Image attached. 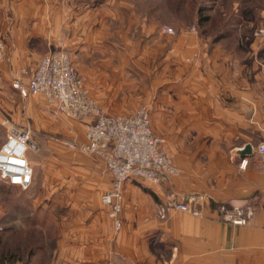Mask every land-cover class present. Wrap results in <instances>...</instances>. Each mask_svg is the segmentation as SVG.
Wrapping results in <instances>:
<instances>
[{
  "label": "crops",
  "instance_id": "obj_1",
  "mask_svg": "<svg viewBox=\"0 0 264 264\" xmlns=\"http://www.w3.org/2000/svg\"><path fill=\"white\" fill-rule=\"evenodd\" d=\"M259 1L212 0V15L219 20L213 35H200L196 25H176L171 40L160 31L150 33L157 25L134 24L133 5L127 0H0V38L5 43L0 64L2 109L23 108L27 116L44 115L47 123L43 102H27L12 82L19 78L25 83L19 70H31L59 42L69 54L82 53L85 62L72 59L74 67L104 106L99 87L106 77L117 85L119 79L133 75L124 68L130 61L146 68L159 56L157 124L172 127L165 134H174L176 127L178 172L168 187L178 196L201 197L200 216L171 210L162 220L156 216L153 194L162 197V190L129 178L122 187V226L115 231L100 199L111 187L104 162L63 142L83 140L85 125L80 120L50 125L48 130L63 141L35 140L37 157L29 158L31 185L61 190L72 205L70 212L58 216L53 258L45 264H264V158L257 151L264 142V39L254 35L264 26ZM106 25H129V30L123 34ZM132 27L140 28L141 36L128 37ZM222 33L226 34L215 36ZM244 159L246 166L240 168ZM219 204L250 206L252 219L246 225L227 222ZM43 246L48 251L49 242ZM6 250L12 251L0 246V257ZM33 258L28 264H43ZM0 264L24 263L1 259Z\"/></svg>",
  "mask_w": 264,
  "mask_h": 264
},
{
  "label": "built area",
  "instance_id": "obj_2",
  "mask_svg": "<svg viewBox=\"0 0 264 264\" xmlns=\"http://www.w3.org/2000/svg\"><path fill=\"white\" fill-rule=\"evenodd\" d=\"M160 32L174 34L172 27L161 25ZM264 39V26L254 31ZM5 57V43L0 39V64ZM26 82L16 78L12 87L21 97L41 95L56 115L83 121V140L64 141L71 149L100 158L111 176V187L104 191L101 203L111 219L114 230L122 226V187L129 178H139L158 189H166L178 170L172 159L161 149L163 139L151 127L146 107L131 115L104 112L92 95L85 78L74 67L72 58L63 49H52L40 56L31 70H19ZM30 131L11 126L0 145V180L21 189L33 181V166L27 155L32 145ZM264 158V142L257 146ZM246 160L239 164L245 168ZM201 197L198 194L168 195L156 206V216L166 219L171 210L200 216ZM223 219L232 224L246 225L253 216L250 206L218 205Z\"/></svg>",
  "mask_w": 264,
  "mask_h": 264
},
{
  "label": "rangeland",
  "instance_id": "obj_3",
  "mask_svg": "<svg viewBox=\"0 0 264 264\" xmlns=\"http://www.w3.org/2000/svg\"><path fill=\"white\" fill-rule=\"evenodd\" d=\"M127 1L133 5L134 24L137 22L141 23L143 21L148 25H157L155 29L156 31L154 30L150 32H155V34L160 31L161 25L170 26L173 28L175 33L168 35L162 33L161 35L168 36L171 40L172 38L176 37V24L184 22L187 23V25H196L197 7L206 9L211 15L213 8L212 0H186L184 6L185 8L182 9H178L177 7V3H179L181 0ZM106 26H109L113 31L116 26V29L123 32V34L125 33V29H128L129 27V25ZM193 27L195 28V26ZM106 30L108 31L107 27ZM133 30L134 28L132 27L128 33V37L141 36L140 28H138V30ZM110 35L111 38L114 37V35ZM106 37L109 38L107 33ZM117 37L121 36L119 35ZM101 48L105 49L108 47ZM52 49H64L66 51V48L62 47L60 42L55 48H50V50ZM69 55L73 59L74 63H84L86 60H84L82 53L77 51H73ZM158 60H161L159 56L156 57L154 61H152L146 68L144 67V63H133L130 61L128 63V67L125 66L124 68L129 70L133 75L119 79L117 85L112 84V81L110 82L109 78L106 77L104 79L105 84L99 87L100 96L106 101V105H101L97 100L96 101L102 110L109 114L131 115L141 107H146L148 110L151 109L153 111L151 119L153 130L163 139L161 149L172 159L173 163L176 165V127L174 129V134H172V132L165 134V130L172 127L158 125L155 114V107H157V103L155 102L158 89V86L156 85V79L157 73L160 72L157 71L155 62ZM141 67L143 68L141 69ZM26 69L28 70V68ZM146 93H148V95ZM26 99L27 102L28 100L32 102L34 100L37 102L41 100L43 102V104L47 107L46 113L49 115L47 123L44 121V115L31 114L27 116V114H25L26 112L23 113V108L19 111H13L9 109H2L0 107V145L4 140L5 134L9 127L16 126L27 130L29 129L32 147H30L28 150L27 155L29 158H36L37 154L33 148L36 139L39 140V137H41L40 139L42 140H47L48 138L61 140V136L59 134H55L51 130H48L50 125L64 126L68 121L74 123L79 122V120L72 121L70 118H67L64 115H56L52 113L48 108L45 99L41 95L29 96L26 97ZM21 101L23 100L21 99ZM134 106L135 109L132 112L123 110L127 107L131 108ZM80 122L85 125L84 128L86 129V124L83 121ZM70 140L73 141V139ZM168 147L172 149V152L169 151ZM142 182L145 185H149L146 181L142 180ZM149 191H151V188H149ZM158 191L160 192L161 190ZM162 192L164 193V196L162 197L153 192L154 196L157 198V203L160 200H166L168 195H176V191L172 190L170 186H167L165 190L162 189ZM163 193L161 194L163 195ZM0 205L2 206L1 208L4 209L5 213L4 228L1 230L3 246L5 244L4 247L12 249L13 252L19 254L20 256H24L29 249H33V255L36 257L33 258L34 263L43 262V264H45L46 262H51L53 258L52 243L55 236V230L58 225V216L70 212V206L72 205V202L68 204L66 194H64V192L61 190H38L35 188V184H32L27 189H21L11 186L0 180ZM44 241L49 242L48 251L47 249L45 250V246H43ZM38 243H41V246Z\"/></svg>",
  "mask_w": 264,
  "mask_h": 264
},
{
  "label": "trees",
  "instance_id": "obj_4",
  "mask_svg": "<svg viewBox=\"0 0 264 264\" xmlns=\"http://www.w3.org/2000/svg\"><path fill=\"white\" fill-rule=\"evenodd\" d=\"M185 1L186 0H181L178 4V9H182L185 8ZM254 1V0H253ZM184 4V5H183ZM257 7L258 8H263L264 7V0H260L259 2H256ZM183 5V6H182ZM182 6V7H181ZM196 17H197V21H196V27L198 28L199 34L202 36H205L207 34H212L213 32L218 30L217 25L219 24L217 19L212 16L210 13L207 12L206 9L204 8H198L196 9ZM190 24V23H188ZM176 25H187V23H178ZM226 33H222V34H218L215 36L216 37H222L224 36ZM3 245V239H2V235L0 234V246ZM5 246V244H4ZM7 252L4 251V253H1V259H5L6 261H10V262H16V261H21L24 264H28L31 260V257L34 254L33 249H29L24 256H20L19 254H16L15 252L11 251V250H6Z\"/></svg>",
  "mask_w": 264,
  "mask_h": 264
},
{
  "label": "water",
  "instance_id": "obj_5",
  "mask_svg": "<svg viewBox=\"0 0 264 264\" xmlns=\"http://www.w3.org/2000/svg\"><path fill=\"white\" fill-rule=\"evenodd\" d=\"M28 144H29V145H32V141H29Z\"/></svg>",
  "mask_w": 264,
  "mask_h": 264
}]
</instances>
